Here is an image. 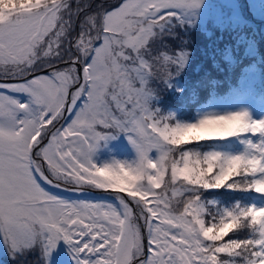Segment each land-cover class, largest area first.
Segmentation results:
<instances>
[{"label": "snow or ice", "instance_id": "1", "mask_svg": "<svg viewBox=\"0 0 264 264\" xmlns=\"http://www.w3.org/2000/svg\"><path fill=\"white\" fill-rule=\"evenodd\" d=\"M198 3L0 0V240L13 252L63 240L75 264H264V118L180 122L151 103L168 74L162 30ZM120 132L136 158L97 164ZM220 190L239 198L222 205Z\"/></svg>", "mask_w": 264, "mask_h": 264}, {"label": "rangeland", "instance_id": "2", "mask_svg": "<svg viewBox=\"0 0 264 264\" xmlns=\"http://www.w3.org/2000/svg\"><path fill=\"white\" fill-rule=\"evenodd\" d=\"M256 1V0H254ZM108 4L114 3L115 0H106ZM253 10L248 0H199L198 6L184 10L181 18L162 30L161 37L158 41V51L162 55H166L170 59L167 61L168 74L162 78L152 82L154 89V100H158L165 92L166 88H170L166 83H170L172 77L184 73L189 62H193L198 58V50L194 47L188 50L186 44H196V27L203 26L208 32L214 28V25H231V16L237 20L235 15H239V10L249 16L251 19L260 20L264 23V8L253 3ZM254 15V16H253ZM207 19V23L205 20ZM230 28V26H226ZM202 39V37H200ZM181 44V46H174ZM199 44H197V47ZM255 45L251 44L250 48L254 49ZM198 52V53H197ZM163 75V70H161ZM259 78V69L252 65L248 68L247 74L243 77V82L237 92H230L223 98H213V101L199 110L198 115L189 120H179L180 122H194L200 116L212 112L224 111H247L254 119L264 118V93H258L254 82ZM254 94L261 97L257 99ZM161 115H165L161 105L153 104ZM174 111V110H172ZM171 115V113L169 114ZM108 146L102 147V141L94 155L97 164L110 163L113 160L132 161L136 158V150L129 142L127 134L120 132L115 138L106 140ZM54 191H60L54 189ZM68 198L75 199L73 193H65ZM91 198H98L95 193H87ZM0 264H75L70 246L63 240L57 242V246L47 255L42 249H33L31 251L13 252V250L3 241L0 240Z\"/></svg>", "mask_w": 264, "mask_h": 264}, {"label": "trees", "instance_id": "3", "mask_svg": "<svg viewBox=\"0 0 264 264\" xmlns=\"http://www.w3.org/2000/svg\"><path fill=\"white\" fill-rule=\"evenodd\" d=\"M252 1L264 8V0H248L253 12ZM238 13L235 15L237 20L231 16V25L216 23L211 32L203 26L196 27L195 35L199 39L196 44L188 43L186 47L188 50L192 47L198 50V58L189 62L184 73L166 83L170 88H166L158 100L153 99V104L162 106L165 116L171 113L174 121L195 117L199 110L211 103L214 96L221 97L238 91L246 71L252 65L259 69L256 85L264 88V23L246 16L241 9ZM251 44L255 45L254 49L250 48ZM102 142V147L108 146L106 141ZM206 143L211 146V143L219 142ZM233 145L236 146L235 141ZM237 198L224 190L218 194L222 205L230 204Z\"/></svg>", "mask_w": 264, "mask_h": 264}]
</instances>
